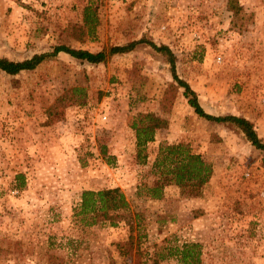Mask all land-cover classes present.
I'll return each instance as SVG.
<instances>
[{"label":"rangeland","instance_id":"rangeland-1","mask_svg":"<svg viewBox=\"0 0 264 264\" xmlns=\"http://www.w3.org/2000/svg\"><path fill=\"white\" fill-rule=\"evenodd\" d=\"M237 1L234 15L227 0H0V57L165 44L207 113L245 117L264 141V37L255 32L264 0ZM88 4L92 32L82 22ZM170 84L165 56L146 43L98 64L59 53L31 71H0V264H180L173 249L190 241L202 244V264H264V152L197 116ZM75 86L83 103L54 107ZM145 112L167 125L142 163L126 121ZM178 143L211 167L200 190L152 170L159 146ZM112 187L131 223L74 215L82 191Z\"/></svg>","mask_w":264,"mask_h":264},{"label":"trees","instance_id":"trees-1","mask_svg":"<svg viewBox=\"0 0 264 264\" xmlns=\"http://www.w3.org/2000/svg\"><path fill=\"white\" fill-rule=\"evenodd\" d=\"M227 8L234 15L242 9L237 0H227ZM82 22L86 32H92L95 29L98 24L96 6L94 7L88 4L83 8ZM139 43H146L154 51L165 56L170 68L171 77L176 82V85L170 84V86L183 89V96L197 116L237 129L254 148L264 152V141L258 136L253 124L248 119L234 114L212 115L203 109L199 103L197 93L186 81L178 76L176 72V56L165 44L157 45L153 41L140 39L122 45H112L96 52L72 48L61 44L54 46L50 52L34 54L22 60H10L5 57H0V71L7 75H16L23 71H31L41 63L54 59L59 53H65L81 62L98 64L104 62L113 54L132 51ZM84 97L85 91L83 88L77 86L71 87L56 98L54 107L71 104L79 105L83 103ZM126 123L134 132L137 157L140 159V162L144 163L147 144L154 139L159 129L166 127L167 121L155 113L145 112L139 113L136 116H128ZM100 149V153L106 155V147L101 146ZM113 161L114 156L109 155L106 163L110 164ZM152 167L155 173L160 176L165 175L169 177L176 186L180 188L192 186L197 190H200L205 185L212 171L210 165L200 154L191 152L181 143L175 145H160ZM151 191V198H161L160 187L154 186L151 188ZM129 208L130 206L125 195L118 187L84 190L81 193L79 204L74 208V215L82 216L88 223L108 222L110 225L116 226L121 221L131 223L132 219ZM133 218L135 222H138V215L134 214ZM131 238V235H129L128 239ZM201 249L202 244L199 242H183L180 246L174 247L173 254L180 264H202ZM170 253H172L171 250L169 255ZM156 260L158 261L159 259L156 258Z\"/></svg>","mask_w":264,"mask_h":264},{"label":"crops","instance_id":"crops-1","mask_svg":"<svg viewBox=\"0 0 264 264\" xmlns=\"http://www.w3.org/2000/svg\"><path fill=\"white\" fill-rule=\"evenodd\" d=\"M261 29L264 30V18L259 17V18H256L255 32H259L257 36L264 37V35H262L260 32Z\"/></svg>","mask_w":264,"mask_h":264}]
</instances>
